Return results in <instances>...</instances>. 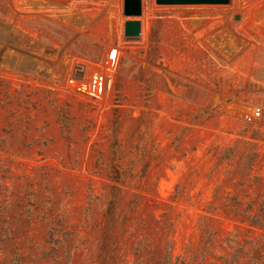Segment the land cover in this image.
Returning a JSON list of instances; mask_svg holds the SVG:
<instances>
[{"label":"rangeland","instance_id":"1","mask_svg":"<svg viewBox=\"0 0 264 264\" xmlns=\"http://www.w3.org/2000/svg\"><path fill=\"white\" fill-rule=\"evenodd\" d=\"M142 1L0 0V264H264V0Z\"/></svg>","mask_w":264,"mask_h":264},{"label":"built area","instance_id":"2","mask_svg":"<svg viewBox=\"0 0 264 264\" xmlns=\"http://www.w3.org/2000/svg\"><path fill=\"white\" fill-rule=\"evenodd\" d=\"M121 52L120 48L112 47L101 61L75 60L66 89L81 97H107L117 79Z\"/></svg>","mask_w":264,"mask_h":264},{"label":"water","instance_id":"3","mask_svg":"<svg viewBox=\"0 0 264 264\" xmlns=\"http://www.w3.org/2000/svg\"><path fill=\"white\" fill-rule=\"evenodd\" d=\"M160 4H221L228 3L229 0H157ZM143 12L142 0H125L124 14L126 16L139 17ZM125 34L132 39L140 38L142 34V22L139 19L127 20L125 24ZM79 76V75H78Z\"/></svg>","mask_w":264,"mask_h":264}]
</instances>
